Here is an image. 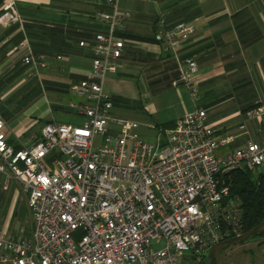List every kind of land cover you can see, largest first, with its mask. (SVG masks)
Masks as SVG:
<instances>
[{"label":"built area","instance_id":"2783aa9c","mask_svg":"<svg viewBox=\"0 0 264 264\" xmlns=\"http://www.w3.org/2000/svg\"><path fill=\"white\" fill-rule=\"evenodd\" d=\"M107 2L112 11L95 17L108 32L95 34L92 66L71 86L81 97L69 103L79 121L51 119L36 141L17 147L0 109V176L22 189L32 220L30 233L0 228L1 264H179L185 254L202 257L241 234L242 207L221 176L232 168L263 169L264 128L260 140L235 146V134L209 123L207 110L198 106V62L188 57L179 61L172 83L186 84L195 108L161 129L156 141L139 137L133 131L139 123L113 115L104 90L107 74L119 69L125 40L118 32L131 16L116 0ZM23 22L15 1L7 0L0 24ZM165 23L160 17L156 38L170 49L195 31L190 22ZM18 49L36 73L48 65L28 37ZM4 96L0 91V101ZM263 118L258 102L239 128L247 132L248 120Z\"/></svg>","mask_w":264,"mask_h":264},{"label":"crops","instance_id":"0c3cea01","mask_svg":"<svg viewBox=\"0 0 264 264\" xmlns=\"http://www.w3.org/2000/svg\"><path fill=\"white\" fill-rule=\"evenodd\" d=\"M6 1L0 0V8ZM14 1L24 22L0 24V82L6 85L20 83L17 93L24 90L29 103L15 115L8 113V108L18 101V97L0 109L9 123L10 141L20 147V141L25 144L36 141L47 120L79 121L69 103L79 101L81 97L71 86L84 79L92 66L95 34L108 32L107 24L95 17L96 12H110L113 5L107 0ZM116 1L120 9L131 13L124 21L122 33L153 38L161 30L157 22L160 17L168 25L190 22L195 31L184 45L175 49L168 48L163 41L124 36L119 69L109 73V79L140 71L152 83L156 96H163L165 88L177 92L181 96V113L169 121L167 127H170L193 110L187 103L190 92L186 84L181 82L175 87L172 83L178 77L179 61L193 57L199 66L201 107L207 110V121L222 132L235 134V146L242 145L247 138L260 140L263 137L264 118L248 120L247 132L241 131L239 124L250 104L264 105V0ZM25 37L31 41L34 52L44 54L48 60V65L40 68L38 73L22 61L18 45ZM81 41L85 44L81 45ZM28 68L31 71L26 74ZM206 98L208 101H204ZM44 99L52 115L46 118L41 114L34 116L37 112L34 109ZM223 104L228 106L214 114L209 112ZM57 114L67 115L70 120ZM11 205L12 201L9 211L0 216V228L15 234L21 228L26 229L24 223L27 220L16 215L12 218ZM26 205L28 208L27 201Z\"/></svg>","mask_w":264,"mask_h":264},{"label":"rangeland","instance_id":"374dc122","mask_svg":"<svg viewBox=\"0 0 264 264\" xmlns=\"http://www.w3.org/2000/svg\"><path fill=\"white\" fill-rule=\"evenodd\" d=\"M30 71L31 70L28 68L25 73L29 74ZM109 75L108 77L106 76L104 90L112 97L114 104L112 109L113 115L136 120L139 124L133 131L137 133L139 137L149 141H156L160 135L161 129L166 128L169 125V121L181 113V96L177 92L171 91L170 88H165L166 93L163 96H156V92H154L151 87L152 83H150L147 77L142 75L140 71L134 75H117L112 79H109ZM19 85L21 84L11 82L4 87L0 86L1 93L7 94L6 98L0 101V108L9 105V103L18 97V101H15V103L8 108V113L14 115L18 114L19 111H23L22 109L29 103L28 96L26 97V95H24V90L17 93ZM189 97L190 99L187 103L190 108L194 109V101L191 95ZM204 101H208L207 98ZM202 104L203 99L200 95L198 106H202ZM228 104L213 107L209 112L211 114L217 113L223 109L224 106H228ZM34 111H37L34 116L41 114L43 118H46L52 115L48 110L45 99L37 104V109L35 108ZM57 116L70 120L67 115L60 116L57 114ZM149 124H154L156 127L152 128L148 126ZM112 127L120 130L117 126ZM112 127L110 126V128ZM12 137H14L13 133ZM10 201H12V211L10 212L12 213V218L16 215L17 217L27 220L24 224L26 229H29L32 220L30 211L26 205L27 200L24 197V192L18 185L5 183L3 177H1V217L4 213L6 214L9 211ZM216 260L217 264H264V237L250 238L245 243L231 245L222 251L217 256ZM196 263L194 255L192 254H185L179 257V264Z\"/></svg>","mask_w":264,"mask_h":264},{"label":"trees","instance_id":"16d2710c","mask_svg":"<svg viewBox=\"0 0 264 264\" xmlns=\"http://www.w3.org/2000/svg\"><path fill=\"white\" fill-rule=\"evenodd\" d=\"M157 22L159 23V19L157 20ZM165 25H168L167 22L165 23ZM118 34L123 38L124 36H128L140 40L154 39L156 41H159L156 38V35H153V38H151L144 35L125 34L122 33L121 31H119ZM0 86L4 87L6 86V84L0 82ZM257 104L252 103L245 110L257 106ZM48 121L50 120H47L45 123H47ZM221 179L225 184L229 185L230 195L232 197L237 198L239 204L242 207L243 219L240 229L241 233L250 230L259 222H261L264 219V167L260 171L243 169V168L228 169L222 173ZM31 230H32V222L29 229H27V232L30 233ZM258 237L259 238L264 237V231L253 235L251 238H258ZM226 248H224L222 251H224ZM194 260L197 262L196 264H208V253L202 257H197L194 255ZM215 264H217V260L215 261Z\"/></svg>","mask_w":264,"mask_h":264},{"label":"water","instance_id":"95a60500","mask_svg":"<svg viewBox=\"0 0 264 264\" xmlns=\"http://www.w3.org/2000/svg\"><path fill=\"white\" fill-rule=\"evenodd\" d=\"M264 231V219L255 225L250 230L243 232L239 235L232 236L221 242L213 245L208 252V264H215L216 258L219 253L226 247L234 245V244H242L249 240L253 235L258 234Z\"/></svg>","mask_w":264,"mask_h":264}]
</instances>
